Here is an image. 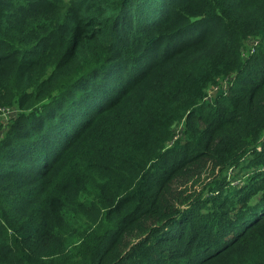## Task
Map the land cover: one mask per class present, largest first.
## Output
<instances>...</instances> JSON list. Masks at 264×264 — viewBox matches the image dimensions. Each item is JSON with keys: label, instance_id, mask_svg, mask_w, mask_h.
Instances as JSON below:
<instances>
[{"label": "trees", "instance_id": "trees-1", "mask_svg": "<svg viewBox=\"0 0 264 264\" xmlns=\"http://www.w3.org/2000/svg\"><path fill=\"white\" fill-rule=\"evenodd\" d=\"M5 66L0 105L12 85L22 114L0 179L24 185L0 264L55 262L22 244L74 206L91 220L61 263L264 264V0H0ZM250 154L257 178L205 197Z\"/></svg>", "mask_w": 264, "mask_h": 264}, {"label": "rangeland", "instance_id": "rangeland-1", "mask_svg": "<svg viewBox=\"0 0 264 264\" xmlns=\"http://www.w3.org/2000/svg\"><path fill=\"white\" fill-rule=\"evenodd\" d=\"M10 36H14L13 33H9ZM254 44L252 42L249 43L247 48H249L250 53L254 52L253 50ZM58 54V49H55V51L48 56L50 58V61L48 62H41L38 72L39 73H49L50 67L52 62H55L57 59L56 56ZM247 54V53H246ZM248 54V55H249ZM22 56L18 57V60ZM9 66H5L0 70V78L4 79L10 77V70ZM15 71L18 69L16 66H14ZM227 87V85H224ZM17 93V91H12V85L9 86L7 92H6V102L5 104L0 105V144L4 143L6 140H10L12 137V132L16 128L17 124L20 122L19 116H21V110L19 109V103L16 104H9L10 102L18 100L14 94ZM218 91L214 90L210 96L216 97ZM212 98V99H213ZM210 100V97L207 98ZM18 102V101H17ZM32 105V104H31ZM40 103L36 102L31 108L36 109L39 108ZM37 108V109H38ZM183 123L180 122L176 125L174 131L177 135H179V138L182 135L183 132ZM262 167L260 165L255 166V161L252 157V154L247 155L240 163L239 166L232 167L229 169L224 177L225 186H223V191L219 192L220 186L215 187L214 191H211L209 194H207L206 198H213L217 197L221 194L222 198L230 193L231 191L235 189H240L242 187L247 186L250 182H248L251 177L256 176V174L263 171L261 169ZM257 178V176H256ZM255 178V179H256ZM260 179L258 180V182ZM9 182H11V185L8 186L0 179V221L3 226H6V228L9 230V222L10 218L6 215V212L4 210V205L6 202H8L7 195L9 193L13 194L20 190L24 182L19 181L17 178L9 179ZM34 182H27L28 188H31L33 186ZM176 185H178L176 183ZM30 202L28 199L24 200L23 203V209L29 210L30 208ZM77 204V203H76ZM212 209H214V203L211 201L208 204ZM71 215L76 218L74 222L68 223V219H70V215L67 217H64V220L62 221L63 225L55 229V238H51L48 235L50 233H53L50 228L47 230L46 237H40L37 239H34L31 242H24L22 244L23 250L26 251L32 258L38 259L43 258L44 255L47 254H55L56 253V259L55 262H52V264H76L81 258H74L70 257L69 262L61 263L57 258L59 257V252L63 249L65 244H71L76 240V236L79 234L80 230L87 225L90 224L91 217L89 213L84 210L81 206H74L71 211ZM183 219H180V222H182ZM11 232L9 231V234ZM162 234L165 233L163 230L161 232ZM71 249V248H70ZM69 249V250H70Z\"/></svg>", "mask_w": 264, "mask_h": 264}, {"label": "built area", "instance_id": "built-area-1", "mask_svg": "<svg viewBox=\"0 0 264 264\" xmlns=\"http://www.w3.org/2000/svg\"><path fill=\"white\" fill-rule=\"evenodd\" d=\"M251 53H253V52H251Z\"/></svg>", "mask_w": 264, "mask_h": 264}]
</instances>
